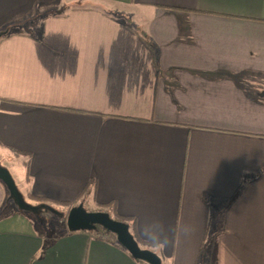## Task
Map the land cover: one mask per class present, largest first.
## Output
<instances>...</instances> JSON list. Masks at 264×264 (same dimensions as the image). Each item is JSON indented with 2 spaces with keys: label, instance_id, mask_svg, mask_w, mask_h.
<instances>
[{
  "label": "crops",
  "instance_id": "1",
  "mask_svg": "<svg viewBox=\"0 0 264 264\" xmlns=\"http://www.w3.org/2000/svg\"><path fill=\"white\" fill-rule=\"evenodd\" d=\"M3 31L0 162L65 217L0 181V264H146L80 203L162 264H264V0H0Z\"/></svg>",
  "mask_w": 264,
  "mask_h": 264
},
{
  "label": "water",
  "instance_id": "2",
  "mask_svg": "<svg viewBox=\"0 0 264 264\" xmlns=\"http://www.w3.org/2000/svg\"><path fill=\"white\" fill-rule=\"evenodd\" d=\"M7 31L0 32V38ZM0 181L8 190L9 198L19 210L26 213H38L46 210L54 215H64L48 203L32 205L28 203L19 190L11 172L0 162ZM66 223L69 231H98L103 228L109 233L116 235L118 242L138 261L146 264H162L159 255L151 249L142 248L130 231L127 223L117 220L103 210L88 211L83 203L74 205L66 215Z\"/></svg>",
  "mask_w": 264,
  "mask_h": 264
},
{
  "label": "trees",
  "instance_id": "3",
  "mask_svg": "<svg viewBox=\"0 0 264 264\" xmlns=\"http://www.w3.org/2000/svg\"><path fill=\"white\" fill-rule=\"evenodd\" d=\"M137 31V30H136ZM138 33L143 37V39L146 41V43L151 47V48H154V45H153V42L152 40L149 38V36L146 34V33H143L141 31L138 30ZM12 36V33L10 31H8L5 35H3L1 38H0V41L7 38V37H10ZM95 184L94 181H92L90 183L91 184ZM40 202H43V203H47L45 199H38ZM72 202H59V201H53L52 204H54V206L56 207H70ZM101 208L103 211H107L109 212L113 218L117 219V220H120V221H123L125 223H127L130 227V231L132 232V234L134 235L135 239L137 240V242L140 244L141 247H145V248H148V249H151L150 247H152L150 245L149 242H146L144 240H142L141 238H139L137 236V233H136V229H135V223L134 221H131L127 218H123L121 216H119L117 213H116V208H115V205H111V204H108V205H101ZM61 216V215H60ZM63 217H65V215H62ZM148 246V247H147ZM152 250V249H151Z\"/></svg>",
  "mask_w": 264,
  "mask_h": 264
},
{
  "label": "rangeland",
  "instance_id": "4",
  "mask_svg": "<svg viewBox=\"0 0 264 264\" xmlns=\"http://www.w3.org/2000/svg\"><path fill=\"white\" fill-rule=\"evenodd\" d=\"M11 172H12V170H11ZM12 173H13V172H12ZM13 175H14V179H15V181L17 182V179H16L15 174H13ZM88 207H89V206H88ZM88 210H89V211H92V210H91V207H89ZM42 212H43L44 214H48V213H50V212H48V211H46V210H43ZM51 214H52V213H51ZM53 215H54V214H53ZM51 216H52V215H51Z\"/></svg>",
  "mask_w": 264,
  "mask_h": 264
}]
</instances>
